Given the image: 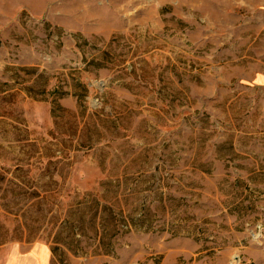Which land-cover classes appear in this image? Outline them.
I'll return each instance as SVG.
<instances>
[{
	"label": "rangeland",
	"instance_id": "1",
	"mask_svg": "<svg viewBox=\"0 0 264 264\" xmlns=\"http://www.w3.org/2000/svg\"><path fill=\"white\" fill-rule=\"evenodd\" d=\"M0 264H264V0H0Z\"/></svg>",
	"mask_w": 264,
	"mask_h": 264
}]
</instances>
